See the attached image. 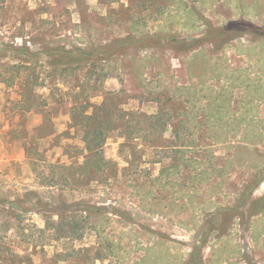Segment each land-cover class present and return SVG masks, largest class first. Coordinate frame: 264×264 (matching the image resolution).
<instances>
[{"label": "rangeland", "instance_id": "1", "mask_svg": "<svg viewBox=\"0 0 264 264\" xmlns=\"http://www.w3.org/2000/svg\"><path fill=\"white\" fill-rule=\"evenodd\" d=\"M192 8L214 28L236 21L264 28V0H0V264H183L208 240L204 264H264V217L248 230L236 220L222 232L227 221L218 212L235 206L252 177L264 171V38L233 33L212 39ZM133 24L142 37L117 49L110 62L55 76L53 52L108 51ZM156 36L185 42L160 43ZM176 96L192 100L185 105L191 117L204 115V97L226 99L221 112L227 118L214 130L227 140L208 149L213 143L202 140L206 147L186 154L205 164H190L204 175L195 188L185 187L195 172L183 169L179 175L168 171L172 182L165 189L157 186L153 180L163 167L154 163L163 155L140 140L127 144L116 131L104 155L129 170L117 182L107 180L113 173L106 171L88 184L78 170L60 168L83 164V133L71 120L75 108L88 104L92 115L106 103L103 112L111 115L119 109L156 115L161 108L173 112ZM171 137L168 131L165 138ZM33 141L39 149L28 156L25 146L31 151ZM166 153L170 170L173 155ZM136 158L144 163L131 168ZM144 186L138 196L135 187ZM30 195L42 206L62 197L137 218L130 226L108 215L89 222L80 213L46 215L40 205L34 209ZM262 195L264 183L254 198ZM66 222L76 231L63 228ZM68 234L73 237L62 238ZM101 242L116 252L97 261L98 251L104 254Z\"/></svg>", "mask_w": 264, "mask_h": 264}, {"label": "trees", "instance_id": "2", "mask_svg": "<svg viewBox=\"0 0 264 264\" xmlns=\"http://www.w3.org/2000/svg\"><path fill=\"white\" fill-rule=\"evenodd\" d=\"M190 12L204 23V27L207 29V36L212 39H221L233 33H255L260 37L264 38V28H262L261 30L257 29L254 25L249 22H228L223 26L214 28L210 23L205 22V20L201 19L198 12L193 10V8L190 9ZM130 32L131 33L125 38L116 40L113 46L108 48V51L94 50L92 53V51L83 52L79 49L69 51L63 48L59 51L53 52L51 54V57L58 58V61L54 58L53 62L50 64L53 67V70L55 71V76L59 73H67L68 71L73 70V68L74 70L79 71L88 67V65L95 66L99 62H110V60L115 57L117 49H128L129 46L133 44L136 39L142 37V35L140 34V30L137 29L134 24L131 26ZM156 39L160 43L162 41L164 43L166 42L172 45L183 44L185 42L183 40H177L173 36H169L166 38L156 36ZM20 51L25 52L26 50ZM97 53L106 56V58L95 59L97 57ZM31 86H36V83H33ZM32 95L33 92L31 89V91H29L28 94L24 96V100H31ZM186 99L187 100H185L182 96H176L174 98V101L177 103V107L173 110V112H169L165 110V108H161L156 115H148L140 111L125 112L120 109L113 115H111L109 112H103L104 110H106V103L105 105L103 104L101 108H98L97 111H95V113H93L92 115H88L87 113L89 110L88 104L86 105V107L75 108L73 110L71 120L74 124V127L80 129V131L83 133L82 141L85 145V147L81 151L83 164L79 165V163L77 164V162H74L70 167L63 166L60 168H64L67 170H78L80 172L78 174L79 177H83L88 184L92 182H98V177L106 171L113 173V176L109 177L107 180L117 182L120 178L119 174H123L124 172L129 170H121L116 162H112L106 159L104 155L105 145L110 135L115 133L114 131H116L120 133V136L126 141L127 144L133 141L140 140L145 144L146 148L157 151L159 152V154L163 155V159H161L159 162L154 163L163 167L160 172V175L153 180V182L156 183L157 186L161 187L162 189H165L166 184L170 185V183L172 182L168 180L171 176L170 172L168 171H171V173L178 172L177 175H179L180 171H182L181 169H183L185 171L187 170V172H191V170L195 172V176L189 177L187 179V185L185 184V187L195 188V186L199 182L201 183L204 180L202 177L204 175L198 174L197 176L196 171L198 170V168H191L190 164L193 165L192 162L196 164V166H203L205 164L197 163L192 158H186V154L194 153L203 146L207 145L205 143L204 145L201 144L202 140L211 141L213 143L208 144L206 149L215 146L217 142H225L227 140V138H220V136H218V134H216L214 130L215 125H222V123H224L225 119L227 118V112H221V109L226 110V105H223L226 103V99L224 98V96H219L215 98V100L211 96L207 98L204 97V99L208 100V103L204 106V115H200V117L198 115H192L191 117V115L186 112L185 105H189L190 103H192L191 99ZM201 100L202 99H200L198 103H200ZM216 100H218L219 103H217ZM27 105L29 108H27L26 111L28 113L32 112V106L30 104ZM191 106L192 105H190V107ZM208 110L210 111L208 112ZM111 118L112 122H115L114 125H111ZM241 122H243L242 119ZM203 123L206 130L202 129ZM168 131H170L172 134L170 140H167L165 138V135ZM38 137V139H41L43 136L40 135ZM32 143L33 145H31L30 147L31 151L29 150L28 145L25 146L28 156L30 155L29 152L37 153V150L39 149V147L35 144L34 141ZM125 145L126 144L122 145L121 148H125ZM129 149L133 151L135 150L132 147H129ZM168 151H171L173 155V167L170 170H168L169 168L167 169L164 166V158H166V152ZM143 163L144 162H142V158H136L134 163L131 165V168L136 164L139 165ZM128 167H130V164H128ZM164 179L166 180L165 183ZM263 179L264 171H257L255 177H253V180L247 185L245 191L240 194L237 204L235 206H232L231 208L220 209L218 211L219 213H225L227 221L226 227L222 230V232L230 230L231 226L236 220L246 223L253 217H256L258 215H264V196L255 200L252 198L253 193L262 183ZM135 189L137 191V195L139 196L141 192H146L148 188L144 186L141 188L135 187ZM30 197L34 198L30 200L33 203L34 209H37L41 206L42 210L39 213H46V215L53 213L54 215H58L60 218L62 215H74L75 213H80L82 216H85V218L89 222L90 219L94 217L108 220V215L114 218H118L130 226L135 225L134 220H136L135 218H137L136 216L131 214V211H122L120 210V208H110L107 210V208L104 206H89L81 202L70 204L67 202V200L63 199L62 197H60V200H58V202L53 201L42 206V201L37 195H30ZM4 204L9 206L12 205L11 202H5ZM56 204L61 207L60 210H52V207H54V205ZM246 211L248 212L247 217L245 215ZM63 228H65L66 230L67 228H69L70 231H76L77 229V227H74L72 223L70 225V223L68 224L67 222L65 225H63ZM94 229L97 232L99 238H101V234L103 232L100 231L97 227H95ZM150 234L155 235L157 237H162V234L160 233L150 232ZM72 237V235L68 234V236H63L62 238L71 239ZM83 237L84 236L82 235L79 236V238L77 239H82ZM102 243L103 242H101V246L104 248V254L102 255V252L98 251L96 256L97 261L104 260L107 256L111 257L116 252V250L113 249L111 246H108L107 244L102 245ZM206 245L207 241H204L203 243H201L200 247L194 248L186 264H204L201 252L203 247H205Z\"/></svg>", "mask_w": 264, "mask_h": 264}, {"label": "crops", "instance_id": "3", "mask_svg": "<svg viewBox=\"0 0 264 264\" xmlns=\"http://www.w3.org/2000/svg\"><path fill=\"white\" fill-rule=\"evenodd\" d=\"M253 177H255V176H253ZM253 177H252V179H253ZM252 179H251V181H252ZM251 181H250V182H251ZM250 182H249V183H250ZM263 183H264V179H263L262 183L259 185V187L256 189V191L261 187V185H262ZM247 185H248V184H247ZM246 187H247V186H246ZM246 187H245V189H246ZM245 189H244V191H245ZM244 191H243V192H244ZM256 191H255V192H256ZM243 192H242V193H243ZM255 192H254V193H255ZM242 193H240V194H242ZM254 193H253V197H252L254 200H255V199H259V198H261V197L264 196V195H262V196H260V197L254 198ZM246 210H248V209H246ZM245 215H246V217H247V215H248V212H247V211H246ZM262 217H264V215H258V216H256V217H253V218H251L250 220H248V222H246V223H247V224H246V225H247V230H248V228L251 227V225L253 224V222H254L256 219H259V218H262ZM235 222H236V221H235ZM235 222L233 223V225L235 224ZM233 225H232V226H233ZM232 226H231V227H232ZM245 229H246V227H245ZM218 239H219V238H218ZM220 239H221V238H220ZM208 241H209V240H208ZM208 241H207V245H206L205 247H203L202 252H201V256H202L203 263H205V262H204V261H205V260H204L205 258L203 257V254H204V252H205V251L208 249V247H209V246H208V244H209ZM191 253H192V252H191ZM263 253H264V250H263ZM190 255H191V254H190ZM190 255H189L188 259H187L186 261H184L183 264H186V262H187V261L189 260V258H190ZM263 258H264V255H263Z\"/></svg>", "mask_w": 264, "mask_h": 264}]
</instances>
